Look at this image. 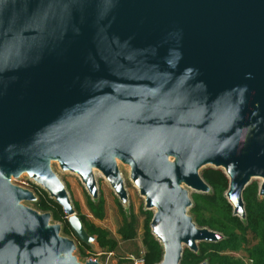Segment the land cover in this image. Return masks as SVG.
<instances>
[{"label":"water","instance_id":"95a60500","mask_svg":"<svg viewBox=\"0 0 264 264\" xmlns=\"http://www.w3.org/2000/svg\"><path fill=\"white\" fill-rule=\"evenodd\" d=\"M54 163L93 201L101 173L125 207L129 167L158 264L222 241L189 214L190 190L223 171L242 220L255 180L264 198V0H0V264H102L14 184L43 188L93 249Z\"/></svg>","mask_w":264,"mask_h":264},{"label":"trees","instance_id":"16d2710c","mask_svg":"<svg viewBox=\"0 0 264 264\" xmlns=\"http://www.w3.org/2000/svg\"><path fill=\"white\" fill-rule=\"evenodd\" d=\"M202 177L211 187L210 194L195 195L190 215L195 223L201 228L221 233L224 239L219 243H201L199 253L186 249L181 264H264V198L259 196L260 184L252 182L244 191L246 219L242 220L233 215V208L228 203L225 194L229 187V180L221 170L206 169ZM39 201L35 203L37 210L50 212L54 220L61 222L65 215L62 208L52 200L49 195L42 191ZM92 215L103 220L105 214V200L99 198L88 202ZM76 208V207H75ZM77 211V209H76ZM207 212V216L204 215ZM79 214V213H78ZM145 215L143 245L145 252L142 259L143 264H158L162 261L163 249L151 231L153 212L144 209ZM84 227L90 236L96 238L100 251L105 254L116 253L119 248L118 240L113 234L104 228L98 227L87 221L86 217L79 215ZM136 221L127 222L124 218L119 234L123 241H131L136 237ZM65 234H72V230L66 221ZM86 249L90 247L83 244ZM81 249L83 255L85 252ZM245 251L249 263L235 258L231 253ZM131 261V260H129ZM131 264L133 262L131 261Z\"/></svg>","mask_w":264,"mask_h":264},{"label":"rangeland","instance_id":"374dc122","mask_svg":"<svg viewBox=\"0 0 264 264\" xmlns=\"http://www.w3.org/2000/svg\"><path fill=\"white\" fill-rule=\"evenodd\" d=\"M53 169L65 184L72 203L74 207H76L75 209H77V213H79L78 215L86 217L87 221L93 223L98 227L109 230L119 242V248L117 252L113 254L102 253L97 243H94L93 249H86L75 238L73 233L65 234L64 228L66 225V221H68L66 218H64L63 221L58 222L52 217L51 222L53 224H60L62 226V235L76 241L78 245L76 256L80 259L81 262L84 263L90 259H94L99 260L102 264H131L132 256L135 259H140L141 257H143V253L145 252V248L143 245L144 223L146 219L145 215L143 214L145 209V199L140 195L139 190L131 182L129 167L120 164V170L128 192V205L126 207L123 206V204L115 195L114 191L111 189L109 183L104 179L102 174L96 172L99 196L100 198L102 197L105 200L106 216L103 220H98L92 215L88 206V202L92 198L86 191L79 177L70 172H63L57 163L53 164ZM254 182H258L259 184H261L262 180H255ZM14 184L32 190L38 197V200L40 198L39 195L42 193V191H45L43 188L36 185L32 180H30L27 175H23L21 178L14 180ZM190 195L191 198L193 197V201H195V195L198 194L190 190ZM25 204L37 210L34 203ZM204 215L207 216V212H204ZM124 218L127 220V222H132L134 220L136 221V237L131 241H123L122 236L119 234V230L122 226V221ZM82 247L85 255H83L81 252ZM231 254L235 258L249 263L247 253L245 251H238Z\"/></svg>","mask_w":264,"mask_h":264},{"label":"built area","instance_id":"2783aa9c","mask_svg":"<svg viewBox=\"0 0 264 264\" xmlns=\"http://www.w3.org/2000/svg\"><path fill=\"white\" fill-rule=\"evenodd\" d=\"M144 254V253H143ZM132 261L134 262L133 264H143L144 260L142 257L140 259H135L133 256L131 257Z\"/></svg>","mask_w":264,"mask_h":264}]
</instances>
